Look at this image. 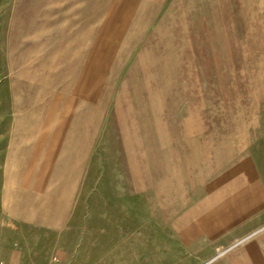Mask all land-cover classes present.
<instances>
[{
    "label": "rangeland",
    "instance_id": "374dc122",
    "mask_svg": "<svg viewBox=\"0 0 264 264\" xmlns=\"http://www.w3.org/2000/svg\"><path fill=\"white\" fill-rule=\"evenodd\" d=\"M0 264H264V0H0Z\"/></svg>",
    "mask_w": 264,
    "mask_h": 264
}]
</instances>
